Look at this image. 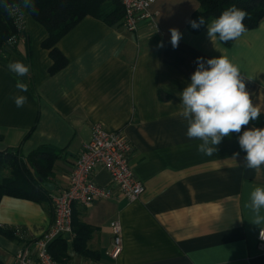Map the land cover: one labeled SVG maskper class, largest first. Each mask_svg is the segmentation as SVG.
Listing matches in <instances>:
<instances>
[{
  "label": "crops",
  "instance_id": "obj_1",
  "mask_svg": "<svg viewBox=\"0 0 264 264\" xmlns=\"http://www.w3.org/2000/svg\"><path fill=\"white\" fill-rule=\"evenodd\" d=\"M154 22H140L134 31L110 26L92 15L84 16L56 43L67 60L50 73L52 60L41 45L46 29L26 17L30 61L25 41L17 48L5 45L0 54V146L18 148L27 156L40 146L57 150L53 162L49 200L0 199V226L23 231V237L0 233V260L14 258L26 244L41 236L54 221L50 196L65 188L92 126L121 131L130 143L128 161L145 190L136 200L121 196L72 206V233L66 264H264L250 208V193L264 186L260 173L244 167L246 153L239 135L224 137L213 155L198 152V139L186 136L187 121L179 115V93L191 82L198 57H219L207 35V25L193 29L189 21L198 13L197 0H156ZM200 16V14H198ZM208 19L206 21L210 22ZM171 28L182 33L178 47L171 45ZM163 47H158L159 42ZM241 72L253 104L262 109L259 120L247 128H264V21L245 31L230 46L217 42ZM29 67L24 77L7 69L11 61ZM207 66V65H206ZM20 79L27 92L15 88ZM24 95L17 108L12 97ZM235 153L239 156L234 157ZM93 180L111 188L110 176L96 168ZM260 215L264 217V209ZM121 225L122 251L116 258L111 246L110 222ZM89 227L88 256L75 251L73 227ZM29 250L34 257L33 247Z\"/></svg>",
  "mask_w": 264,
  "mask_h": 264
},
{
  "label": "clouds",
  "instance_id": "obj_2",
  "mask_svg": "<svg viewBox=\"0 0 264 264\" xmlns=\"http://www.w3.org/2000/svg\"><path fill=\"white\" fill-rule=\"evenodd\" d=\"M32 7L35 10V6ZM247 15L244 9L233 4L210 22L206 21L203 15L198 20L189 21L193 29L207 25V35L221 55L206 61L202 57L197 58V68L190 77L191 82L179 93V115L187 121L186 136L200 140L197 150L205 155L216 153L217 146L224 137L232 133H242L238 143L246 153L244 167L260 173L264 168V128L242 129L259 120L262 109L255 106L250 99L239 67L222 54L226 49L216 47L217 42L226 44L234 41L246 31L244 20ZM169 31L171 45L176 48L182 33L177 28H171ZM158 47H163L162 41L158 43ZM7 69L16 77H24L30 70L19 60L9 62ZM15 88L19 92L28 91V85L20 79L16 80ZM12 99L17 108H22L27 103V97L24 95H16ZM236 156H239V153H235L233 158ZM249 206L255 214V224L259 225L264 220L260 215L264 209V186L253 189Z\"/></svg>",
  "mask_w": 264,
  "mask_h": 264
},
{
  "label": "trees",
  "instance_id": "obj_3",
  "mask_svg": "<svg viewBox=\"0 0 264 264\" xmlns=\"http://www.w3.org/2000/svg\"><path fill=\"white\" fill-rule=\"evenodd\" d=\"M198 13L192 19L198 20L202 15L206 20L218 17L229 6L235 4L247 12L244 24L247 30L256 28L264 21V0H197ZM32 5L35 6L33 10ZM20 7L26 17L31 16L47 31V37L41 45L49 51L52 64L50 73H55L67 64V60L56 48V43L84 16L92 15L110 26H123V6L121 0H0V49L5 45L17 48L20 41L9 42L17 35L11 16V8ZM200 14V16L198 15ZM26 57L30 61V41L27 32L23 33ZM229 41L225 46H230ZM5 57L0 54V60ZM1 141V137H0ZM58 157L57 150L43 145L27 156H22L18 148L0 146V199L4 196L43 202L49 200V189L46 184L52 175L53 162ZM73 226L74 223H72ZM73 246L75 251L88 256L86 239L90 235L89 227L79 224L73 227ZM0 233L13 236V229L2 228ZM48 250L55 261L67 263V242L63 235L54 239ZM0 264H4L0 260Z\"/></svg>",
  "mask_w": 264,
  "mask_h": 264
},
{
  "label": "built area",
  "instance_id": "obj_4",
  "mask_svg": "<svg viewBox=\"0 0 264 264\" xmlns=\"http://www.w3.org/2000/svg\"><path fill=\"white\" fill-rule=\"evenodd\" d=\"M156 0H121L123 6V27L129 31L136 30L138 24L154 22V12L151 5ZM17 35L9 42L24 41L26 31V15L17 6L11 8ZM130 143L121 131H109L101 123L92 126L91 138L83 145L73 169L69 175L68 184L50 196L53 207L54 221L41 236L35 238L31 244H26L14 258L15 264H60L53 259L48 247L57 236L72 233V206L79 203L89 206L94 200L121 196L129 201L138 199L144 192L143 182L138 180L129 165L128 156ZM96 168H103L110 176L111 188L94 182L93 172ZM112 232L111 246L107 254L116 259L122 251L121 225L118 220L110 222ZM14 234L23 237V231L16 227ZM257 245L264 253V226L257 231ZM34 250L32 256L29 247Z\"/></svg>",
  "mask_w": 264,
  "mask_h": 264
},
{
  "label": "water",
  "instance_id": "obj_5",
  "mask_svg": "<svg viewBox=\"0 0 264 264\" xmlns=\"http://www.w3.org/2000/svg\"><path fill=\"white\" fill-rule=\"evenodd\" d=\"M47 188L51 189V186H49V184H46Z\"/></svg>",
  "mask_w": 264,
  "mask_h": 264
}]
</instances>
